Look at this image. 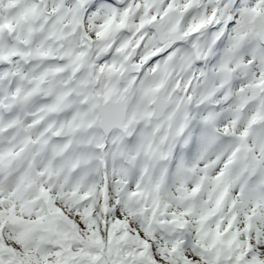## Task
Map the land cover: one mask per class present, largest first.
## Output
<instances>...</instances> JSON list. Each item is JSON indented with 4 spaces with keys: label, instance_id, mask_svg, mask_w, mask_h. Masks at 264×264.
<instances>
[{
    "label": "snow or ice",
    "instance_id": "6c2138e0",
    "mask_svg": "<svg viewBox=\"0 0 264 264\" xmlns=\"http://www.w3.org/2000/svg\"><path fill=\"white\" fill-rule=\"evenodd\" d=\"M0 264H264V0H0Z\"/></svg>",
    "mask_w": 264,
    "mask_h": 264
}]
</instances>
